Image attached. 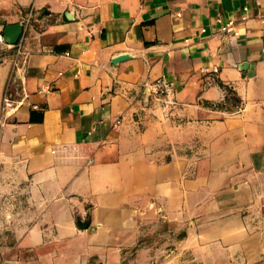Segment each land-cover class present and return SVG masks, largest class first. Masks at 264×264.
<instances>
[{
	"label": "crops",
	"instance_id": "1",
	"mask_svg": "<svg viewBox=\"0 0 264 264\" xmlns=\"http://www.w3.org/2000/svg\"><path fill=\"white\" fill-rule=\"evenodd\" d=\"M0 33V264H123L150 215L264 264V0H0ZM160 78L165 128L131 129Z\"/></svg>",
	"mask_w": 264,
	"mask_h": 264
},
{
	"label": "rangeland",
	"instance_id": "2",
	"mask_svg": "<svg viewBox=\"0 0 264 264\" xmlns=\"http://www.w3.org/2000/svg\"><path fill=\"white\" fill-rule=\"evenodd\" d=\"M172 95L173 91L153 92L152 89L143 94L140 97L141 103L130 117L131 129L134 127V121L138 120L140 115L145 116L147 120L152 116L153 120L158 121L160 127L164 129L166 120L170 117L172 103L170 97ZM239 106L240 103L235 100L234 95L229 93L227 109L231 111ZM187 141L188 145L197 140L188 139ZM261 187L257 201L259 206L254 209L255 215L259 216L264 213V185ZM186 226H188V221L186 223L169 220L167 217L158 215L145 217L141 223L139 243L136 247L126 251L123 264H194L190 262L194 258L193 249H183L180 245ZM184 260L187 262L183 263Z\"/></svg>",
	"mask_w": 264,
	"mask_h": 264
},
{
	"label": "water",
	"instance_id": "3",
	"mask_svg": "<svg viewBox=\"0 0 264 264\" xmlns=\"http://www.w3.org/2000/svg\"><path fill=\"white\" fill-rule=\"evenodd\" d=\"M22 33V27L19 23L6 25L3 30L4 36L7 38V40L10 43L17 42L18 38L20 37ZM125 58L124 56L118 57L116 60H120Z\"/></svg>",
	"mask_w": 264,
	"mask_h": 264
},
{
	"label": "built area",
	"instance_id": "4",
	"mask_svg": "<svg viewBox=\"0 0 264 264\" xmlns=\"http://www.w3.org/2000/svg\"><path fill=\"white\" fill-rule=\"evenodd\" d=\"M3 42H4V37L0 33V43H3ZM9 46H10V44H9ZM151 89L153 92H158V91L170 92V91H172V83L170 81H167L165 78H160L152 85Z\"/></svg>",
	"mask_w": 264,
	"mask_h": 264
},
{
	"label": "trees",
	"instance_id": "5",
	"mask_svg": "<svg viewBox=\"0 0 264 264\" xmlns=\"http://www.w3.org/2000/svg\"><path fill=\"white\" fill-rule=\"evenodd\" d=\"M230 93H231V92H230ZM231 94H233V93H231ZM233 95H234L235 100H236L238 103H240V105H241V101H240V99H239L235 94H233ZM216 106H217V107H223V105H222L221 103L216 104ZM183 235H185V233H183Z\"/></svg>",
	"mask_w": 264,
	"mask_h": 264
}]
</instances>
